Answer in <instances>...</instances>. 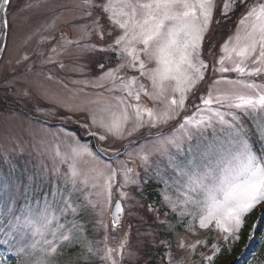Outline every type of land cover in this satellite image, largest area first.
Segmentation results:
<instances>
[{"label":"rangeland","instance_id":"1","mask_svg":"<svg viewBox=\"0 0 264 264\" xmlns=\"http://www.w3.org/2000/svg\"><path fill=\"white\" fill-rule=\"evenodd\" d=\"M111 2L119 11L121 0ZM260 2L264 0H253L250 5ZM4 8L0 2V13ZM7 11L11 26L7 47L0 42V241L8 238L10 244L0 243L3 264H111V260L116 264H212L225 252L232 264H264V230L255 236L258 221L248 223L246 242L240 235L246 218L238 239L223 240L225 234L214 224L211 230L199 227L213 197L222 200V189L235 182L243 159L240 147L216 122L213 112L190 96L180 116L165 122L174 107L171 100L179 99L175 82L158 80L154 84L148 70L156 63L143 53L140 58L146 70L141 76L139 64L132 67L127 53L93 51L90 45L106 48L122 32L117 29L109 37L114 25L105 21L101 40L100 29L92 23L99 14L88 18L83 0H11ZM221 20L226 19L217 16L218 23ZM241 27L238 23L213 50L216 52L208 55L212 66H219V57L227 55L222 46ZM133 46L142 47L139 43ZM98 63L105 66V72L115 69L114 78L100 79L103 73ZM223 66L233 67L232 61L226 60ZM256 66L260 65L249 64ZM209 72L210 86L205 91L197 86L201 96L209 89L213 96L235 88L245 91L227 81L264 84V72L241 77L208 70L205 77ZM145 109H151L153 116ZM185 116L190 122L184 121ZM210 116L211 125L196 126L198 120L207 121ZM250 120H245L248 138L256 153L264 156V135L254 130L264 121L259 116ZM73 121L86 124L97 136L107 135L101 125L112 121L122 122L126 132L107 142L82 140L71 129ZM169 140H178L179 149L167 143ZM93 141L98 144L99 159L78 148H94ZM124 168L133 170L130 176L135 184L125 182ZM112 170L115 176L110 175ZM149 182L158 186L160 206L167 210L156 229L136 222ZM116 198L124 201L126 214L114 231L110 211ZM66 202L70 207H65ZM130 221L134 226L129 229ZM167 232L173 238L161 235L168 236ZM122 242L125 247L120 249ZM190 244L196 248L188 247ZM237 244L242 253L235 255ZM213 245L219 248L215 255ZM20 248L25 252L18 255ZM147 248L154 249L144 256ZM109 249L113 250L111 260L103 259ZM158 250H163L161 257Z\"/></svg>","mask_w":264,"mask_h":264},{"label":"snow or ice","instance_id":"2","mask_svg":"<svg viewBox=\"0 0 264 264\" xmlns=\"http://www.w3.org/2000/svg\"><path fill=\"white\" fill-rule=\"evenodd\" d=\"M0 2L5 5L3 13H0V42H4L6 48L11 27L7 8L11 5V0H0ZM83 3L88 18H92L94 13L99 14L92 23L100 29L101 40L104 39L105 21L114 25L108 32L109 37L117 29L122 32L111 44H107L106 48L90 45L93 51H112L120 56L127 53L132 58L130 61L132 67L139 64L141 76L146 70V65L140 58V53H143L156 63L155 68L148 70L154 84L158 80L175 82L174 91L179 93V99L174 97L171 100V106L174 107L172 112L166 115L165 122L178 118L190 96H195L201 105L214 113L216 122L233 138L232 142L240 147V156L243 159L239 173L234 177L235 182L229 183L226 190L222 189V200L213 197L212 207L207 215H202L199 220L201 229L211 230L210 226L214 224L218 231L225 234L223 240L238 239L246 214H250L257 206L264 203V156H260L254 150L245 127V120L248 118L255 120L259 116L264 121V84L246 83L243 79L227 81L241 86L245 91L235 88L227 92H218L215 96L211 89L206 96L199 95L197 86L205 81V73L208 70L221 74L238 73L241 77L245 75L251 77L264 72V2L250 5L249 0H219V2L217 0H147L144 3L140 0L135 2L121 0L119 11L114 9L111 0L107 3L103 0L99 2L83 0ZM237 9L245 10L239 21L242 27L222 46V51L227 55H221L217 61L219 66L214 67L204 58L206 48L211 47L213 25L217 23V16L220 19H227ZM135 43L141 44L142 47L137 49L133 46ZM226 60H231L233 67L223 66ZM249 64L260 66L249 67ZM97 67L103 73L100 79L114 78L115 69L105 72V66L101 63H98ZM135 79L132 78L133 83ZM220 79L226 77L221 76ZM219 82L220 80L216 81ZM121 85H124L123 78ZM126 95L131 96L132 93L127 92ZM139 98L137 93L136 100L139 101ZM213 105L216 106L215 109ZM196 111H201V108L197 107ZM145 112L149 117L153 116L151 109H145ZM136 115L140 116L138 106ZM183 119L185 122H190L188 116ZM212 123L213 117L210 116L207 121L198 120L196 126ZM101 127L107 135L97 136V139L103 142H107L109 137L123 136L126 132L120 121L102 124ZM180 127L184 128V124H180ZM254 130H257L258 135H264V122ZM127 135H132V132H127ZM167 143L175 144L179 149L178 140H169ZM78 148L83 153L95 155L99 159V154L92 146L78 145ZM114 155L119 156V153ZM132 171L131 168L123 169L126 183H136V180L130 176ZM110 175L115 176L116 171L112 170ZM193 182L199 181L197 179ZM40 195L44 196L43 191ZM48 195H52L51 190ZM65 207L68 208L70 205L66 202ZM115 208L117 213L123 211L119 202L116 203ZM115 226L116 220L113 221V227ZM64 239L68 238L64 237ZM0 243L10 244V239L6 238ZM197 243L201 242L197 241ZM124 247L125 243L122 242L120 249ZM188 247L194 250L196 244H190ZM51 250L55 251V248ZM218 251L219 248L213 245V255ZM24 252L23 248L17 249L18 255ZM112 252L113 250L109 249L103 259L111 260ZM207 259L211 261L212 257L209 256ZM0 264H3V257H0ZM111 264H116V261L111 260Z\"/></svg>","mask_w":264,"mask_h":264},{"label":"trees","instance_id":"3","mask_svg":"<svg viewBox=\"0 0 264 264\" xmlns=\"http://www.w3.org/2000/svg\"><path fill=\"white\" fill-rule=\"evenodd\" d=\"M253 0H249V4L252 3ZM244 9H237L236 12H234L229 18H227L224 21H220V23H217L213 25V31L211 33V47L210 48H206L205 53H204V58L206 59V61L209 62L208 59V55L213 51V50H217V47L219 44H221V41L224 39L225 36H227V34H231L234 29L236 28L237 24L239 23L242 14L244 13ZM216 52V51H213ZM212 74H209L205 77V81L200 84V87H202L203 91H205L211 84V77ZM203 91L201 93H203ZM200 95V94H199ZM73 131H75L79 136H81L82 140H87V139H91V138H87V137H83L82 136V132L80 131L79 128L76 127H72L71 128ZM84 139H83V138ZM92 140V139H91ZM94 145V144H92ZM156 190V191H155ZM145 202H160L161 197H159L160 195L157 193V189H156V185L153 184L152 182L147 186L146 191H145ZM246 221L247 223H249L251 220L253 221H258L259 222V228L257 229V231L255 232V236H257L261 230H264V213H262L261 211H255L252 214L247 215L246 217ZM248 225H245V227L242 229L241 232V237H242V242H246L249 234H248ZM154 248H147V255L144 253V256H148L150 254V251H152ZM262 251L264 250V243H262ZM163 252V250H158V253ZM242 253V247L241 245L237 246L234 248V254L238 255ZM225 255H223L225 257V259H216L213 261L212 264H232L231 260L226 257L228 256V254L223 253ZM222 256V255H221ZM231 256V255H230ZM155 259L150 262V263H154Z\"/></svg>","mask_w":264,"mask_h":264},{"label":"water","instance_id":"4","mask_svg":"<svg viewBox=\"0 0 264 264\" xmlns=\"http://www.w3.org/2000/svg\"><path fill=\"white\" fill-rule=\"evenodd\" d=\"M120 203L121 206H122V209L123 211L121 213H117L116 211V208H115V205L116 203ZM123 214H124V203L122 200L120 199H117L113 205V208H112V211H111V217H112V220H116V225H120L122 223V220H123ZM116 229V228H115Z\"/></svg>","mask_w":264,"mask_h":264}]
</instances>
